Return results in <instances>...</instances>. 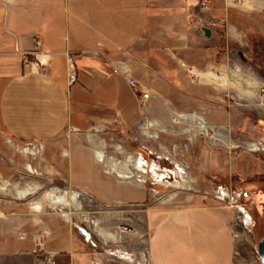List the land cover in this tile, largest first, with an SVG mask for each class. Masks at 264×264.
<instances>
[{"label": "crops", "instance_id": "crops-1", "mask_svg": "<svg viewBox=\"0 0 264 264\" xmlns=\"http://www.w3.org/2000/svg\"><path fill=\"white\" fill-rule=\"evenodd\" d=\"M203 2L0 0V138L41 145L39 160L47 168L55 169L62 162L68 169L89 166L91 175L72 173L70 183L85 187L104 204L140 198L139 190L114 169L115 177L109 174L94 131L112 126L146 135L148 128L166 127L157 119L161 115L167 119L176 115L185 122L200 120L196 114L179 115L171 98L158 90L173 74L170 58L201 69L214 67L208 38L223 39L221 30L226 43L243 37L229 10L264 11V0H206L214 14L226 11L221 20L225 28L220 29L202 26ZM200 23L211 29L210 37L200 31ZM38 38L48 54L47 73L41 72L37 61ZM68 55L75 58L73 83ZM127 72L138 80V90L128 83ZM141 91L149 92V98H143ZM26 185L40 184L7 180L0 165L1 197L26 200L16 194L21 190L18 186ZM66 230L60 234L47 216L37 221L0 208V264H43L39 243L57 252V264H94L88 236L81 247L70 224ZM145 232L149 264L236 262L233 214L225 206L155 210L148 215L147 228L137 231L138 237ZM101 236L112 237L104 232Z\"/></svg>", "mask_w": 264, "mask_h": 264}, {"label": "rangeland", "instance_id": "rangeland-1", "mask_svg": "<svg viewBox=\"0 0 264 264\" xmlns=\"http://www.w3.org/2000/svg\"><path fill=\"white\" fill-rule=\"evenodd\" d=\"M199 11L205 23H200L201 32L205 25L225 28L221 23L224 9L214 14L209 4L208 10ZM229 16L244 32L243 37L226 43V34L221 30L223 39L208 38L214 67L201 69L170 58L173 74L167 85L158 87L171 98L179 115L196 114L200 120L185 122L176 115L171 119L161 115L157 119L166 127L148 128L146 135L112 126L94 131L109 174L115 177L111 169L116 173L120 169L132 172L133 178L123 179L139 190L140 198L104 204L85 187L70 183L72 173L91 175L89 166L68 169L62 162L55 169L47 168L39 160L41 145L0 138L4 178L40 184L18 186L34 191L26 200L0 196L1 210L29 215L37 221L47 216L60 234L70 224L79 246L88 236L98 264L102 260L106 264H149L147 233L139 238L137 231L147 228L151 212L221 205L233 214L235 264H263L258 242L264 237V150H249L247 145H264V11L229 10ZM191 69L207 74L193 75ZM52 191L81 195L67 206L49 200ZM124 225L133 231L123 234L120 229ZM102 232L112 237L106 239ZM116 237L121 239L116 241Z\"/></svg>", "mask_w": 264, "mask_h": 264}, {"label": "built area", "instance_id": "built-area-1", "mask_svg": "<svg viewBox=\"0 0 264 264\" xmlns=\"http://www.w3.org/2000/svg\"><path fill=\"white\" fill-rule=\"evenodd\" d=\"M209 5L205 2H203L200 6L201 10H208ZM36 57H37V61L40 63L41 66V72L43 73H47L48 72V67H49V63H48V54L45 53L44 51L41 50V41L38 38L36 40ZM68 65L70 67V71H69V78H70V82L73 83L76 80V71H75V58L73 55H68ZM126 78L128 83L130 84V86L134 89V90H138L139 89V82L138 80L131 75L129 72H127L126 74ZM142 93V97L143 98H149L150 93L147 91H141ZM249 150H264V145L261 142L258 143H249L248 145ZM121 232L123 233H129L132 232L133 229L131 226L129 225H124L121 227ZM38 248L40 251V258L43 261V264H57L55 257L57 255V252L49 250L44 243H39L38 244ZM99 261H95L96 264H98Z\"/></svg>", "mask_w": 264, "mask_h": 264}, {"label": "bare ground", "instance_id": "bare-ground-1", "mask_svg": "<svg viewBox=\"0 0 264 264\" xmlns=\"http://www.w3.org/2000/svg\"><path fill=\"white\" fill-rule=\"evenodd\" d=\"M191 72L193 75H201L204 76L207 73H203L198 71L197 69H191ZM209 76H218V75H214L213 73H208ZM183 120H189L192 117L191 116H182L181 117ZM152 125H155V123H152ZM99 157L102 161H104L105 159V155L104 152L99 151ZM118 170V169H117ZM117 174L122 177V178H133L135 175L132 172H126L122 169L117 171ZM34 191H31L30 188H28L27 190H20L17 191L16 194L18 195L19 198L24 199L27 198L28 196H30ZM80 193L77 192H63V194H58V192L56 191H52L49 193V195L47 196L49 200H51L53 203L56 204H66L67 206H70L71 203L75 202L78 197H80Z\"/></svg>", "mask_w": 264, "mask_h": 264}, {"label": "water", "instance_id": "water-1", "mask_svg": "<svg viewBox=\"0 0 264 264\" xmlns=\"http://www.w3.org/2000/svg\"><path fill=\"white\" fill-rule=\"evenodd\" d=\"M203 31L207 37L211 36V29L209 27H203ZM239 54L244 60H246V57L244 56L242 50H239ZM258 254L260 256L262 263L264 264V237L261 238L260 241L258 242Z\"/></svg>", "mask_w": 264, "mask_h": 264}, {"label": "flooded vegetation", "instance_id": "flooded-vegetation-1", "mask_svg": "<svg viewBox=\"0 0 264 264\" xmlns=\"http://www.w3.org/2000/svg\"><path fill=\"white\" fill-rule=\"evenodd\" d=\"M242 58V57H241ZM243 59V58H242Z\"/></svg>", "mask_w": 264, "mask_h": 264}]
</instances>
